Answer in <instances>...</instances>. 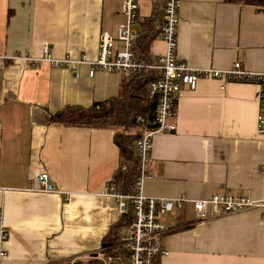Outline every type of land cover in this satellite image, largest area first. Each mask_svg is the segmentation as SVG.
<instances>
[{
    "label": "crops",
    "instance_id": "1",
    "mask_svg": "<svg viewBox=\"0 0 264 264\" xmlns=\"http://www.w3.org/2000/svg\"><path fill=\"white\" fill-rule=\"evenodd\" d=\"M146 3L140 1V21L154 11ZM179 20L178 58L192 69L226 71L239 62L264 73V10L180 0ZM124 21L123 0H0V232L8 233L0 237V264H103L104 241L121 218L108 189L122 166L118 131L50 118L119 98L125 79L107 72L91 78L86 66L76 76L45 61L44 48L56 60L85 55L94 61L101 34L116 38ZM165 51L159 37L151 54ZM260 97L257 84L201 79L194 90L182 89L176 131L154 138L145 194L191 202L245 196L260 204L234 214L210 212L204 221L191 203L164 215L169 255L160 264H264ZM42 171L61 194L32 190Z\"/></svg>",
    "mask_w": 264,
    "mask_h": 264
},
{
    "label": "built area",
    "instance_id": "2",
    "mask_svg": "<svg viewBox=\"0 0 264 264\" xmlns=\"http://www.w3.org/2000/svg\"><path fill=\"white\" fill-rule=\"evenodd\" d=\"M163 2L160 38L165 43L166 51L164 55L157 57L156 64L145 66L133 51V46L140 35L138 30L140 0H123L125 21L119 26L116 38L108 32L101 34L99 55L96 60L91 61L85 55L77 60L70 58L56 60L50 55V47L44 48L45 61L57 68H70L76 76H78L77 70L82 66L88 67L91 78L99 72H107L118 74L126 79L146 67L156 72V78L149 87L150 100L155 104L154 118L148 125L145 118L137 117L138 123L146 127L141 138L137 140L135 148L141 167L140 178L134 192L130 195L122 194L114 183L108 187L111 196L119 205L120 214L126 213L129 203L133 206V223L129 227L127 238H122L127 252L123 255L104 257L103 264H160L162 258L169 255L168 249L162 244L163 236L169 230L165 224L164 215H176L189 203L192 204L195 216L200 221L206 220L210 212L234 214L260 204L245 196L214 195L211 198L191 202L185 198L174 200L149 197L144 192V184L149 177L147 163L151 156L154 138L161 133L176 131V125L172 121L177 116L180 93L185 87L194 90L201 79L260 86L261 108L258 116V134L263 138L264 148V73L246 71L239 62L226 71L213 68L192 69L178 58L180 0H163ZM18 58L7 57L5 60L14 61ZM26 60L33 61L29 58ZM34 62L38 64V61ZM122 169L127 170V164H123ZM32 190L40 193L61 194L46 171L39 173L35 183L32 184ZM0 237L6 240L7 231H1ZM4 255V252L0 253V257Z\"/></svg>",
    "mask_w": 264,
    "mask_h": 264
},
{
    "label": "trees",
    "instance_id": "3",
    "mask_svg": "<svg viewBox=\"0 0 264 264\" xmlns=\"http://www.w3.org/2000/svg\"><path fill=\"white\" fill-rule=\"evenodd\" d=\"M154 5L153 13L140 21L142 32L136 40L133 51L145 66L156 64L157 58L151 54L153 43L160 37L163 18V0H151ZM229 4L253 6L264 10V0H225ZM145 68L141 72L124 80L122 95L109 102L94 104L91 107H68L51 116L50 122L71 127H102L124 129L116 136L120 148L122 166L114 177V185L124 195L134 192L135 185L141 175V167L136 154V142L141 134H131L132 129H140L137 117L152 121L155 115V104L149 97V87L156 78V72ZM134 220L133 206L129 203L125 214H121L119 223L114 226L112 233L106 237L103 247L104 257L123 255L127 252L122 241L123 232Z\"/></svg>",
    "mask_w": 264,
    "mask_h": 264
},
{
    "label": "rangeland",
    "instance_id": "4",
    "mask_svg": "<svg viewBox=\"0 0 264 264\" xmlns=\"http://www.w3.org/2000/svg\"><path fill=\"white\" fill-rule=\"evenodd\" d=\"M141 1V3L143 2V1H145V3H146V5L147 4H149V6H151L152 7V1L151 0H140ZM141 128H145V126H143L142 124H141ZM116 131H118V133H117V136L120 134V133H123L125 130L124 129H119V128H114ZM138 129H132L131 131H129L131 134H136L138 131H137ZM122 238L123 239H125V238H127V231H124L123 232V236H122Z\"/></svg>",
    "mask_w": 264,
    "mask_h": 264
}]
</instances>
